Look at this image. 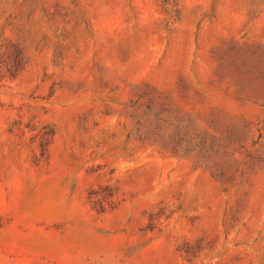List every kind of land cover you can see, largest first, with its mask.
Listing matches in <instances>:
<instances>
[{
	"label": "rangeland",
	"instance_id": "1",
	"mask_svg": "<svg viewBox=\"0 0 264 264\" xmlns=\"http://www.w3.org/2000/svg\"><path fill=\"white\" fill-rule=\"evenodd\" d=\"M0 264H264V0H0Z\"/></svg>",
	"mask_w": 264,
	"mask_h": 264
}]
</instances>
